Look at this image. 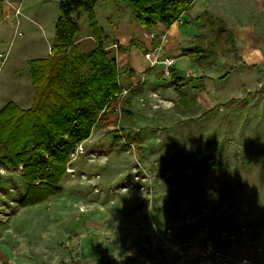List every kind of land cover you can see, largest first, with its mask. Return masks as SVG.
Segmentation results:
<instances>
[{"label":"rangeland","instance_id":"374dc122","mask_svg":"<svg viewBox=\"0 0 264 264\" xmlns=\"http://www.w3.org/2000/svg\"><path fill=\"white\" fill-rule=\"evenodd\" d=\"M221 1L252 6L236 16L223 4L219 13L238 53L223 42L208 62L184 69L183 91L166 72L178 69L176 55L149 61L131 113L123 115L121 101L118 125L96 126L76 145L60 194L23 207L27 182L0 166V264H97L147 251H155L147 264H264V1ZM59 2L0 0V109L10 100L32 105L28 59L51 52ZM96 12L125 73L133 47L122 52L116 41L128 45L132 36L129 6L100 0ZM75 18L80 47L90 51L96 40L87 14ZM207 35L216 33L207 27ZM149 50L140 53L158 52Z\"/></svg>","mask_w":264,"mask_h":264},{"label":"trees","instance_id":"16d2710c","mask_svg":"<svg viewBox=\"0 0 264 264\" xmlns=\"http://www.w3.org/2000/svg\"><path fill=\"white\" fill-rule=\"evenodd\" d=\"M100 0H60L55 22V38L51 52L45 57L28 59L32 84L35 88L30 107L22 108L10 100L0 109V166L20 174L27 189L20 204L28 207L43 203L62 192L61 185L76 145L88 139L93 128L118 125L122 117L118 106L122 101L123 115L131 113L130 105L137 88L124 95L121 70L117 58L110 55L103 26L96 6ZM129 6L131 18L151 31L158 23L169 27L190 10L195 0H115ZM87 14L96 46L90 51L80 47L79 24L76 13ZM210 14V13H209ZM208 15L203 12L190 23L198 24ZM216 22L217 35L207 46H192L185 51L199 63L218 53L223 42L238 53L235 36L220 18L207 16ZM187 24V22H186ZM119 50L144 43L132 36L127 46L117 42ZM171 82L181 91L179 74L170 71ZM115 129L121 130L116 127ZM127 145L135 140L122 131ZM155 251H147L140 259L128 256L124 261L115 257H101L97 264H147Z\"/></svg>","mask_w":264,"mask_h":264},{"label":"crops","instance_id":"0c3cea01","mask_svg":"<svg viewBox=\"0 0 264 264\" xmlns=\"http://www.w3.org/2000/svg\"><path fill=\"white\" fill-rule=\"evenodd\" d=\"M216 1H218V0H195L194 4L190 8V10L188 12L184 13L182 15V17L179 20H177L175 23H173L171 26L167 27L162 23H158L156 26H154L152 28L151 31L146 30L144 27L142 28L141 25H139L134 19H132V20H130V25L132 27L131 34H132V36H135L136 38L139 37V39L137 38V40L139 42L144 43L147 50L156 47V49L158 51L157 53H155L151 50L153 53L152 56L154 58H157L159 56L162 57L163 54H168L167 56L176 55V60L174 62V65L178 68L176 70L178 71V74L180 76L179 79L180 78L184 79V77L182 75L183 74L185 75V72H184L185 70L196 69L197 65H202L203 63L208 62L210 60V58L212 57L211 56L207 61H205L203 63H199L197 60H195L190 54H188L185 51L186 49H188L192 46H204L205 47V46H207L208 42L210 40L214 39V37L217 35V31H216L215 26L213 24H211L209 21H207V16L212 15L214 17L219 18L220 10H222V9L225 10V7H226L227 14L229 12H231L230 14L236 15V16H237V14H240V12H242V14H248L249 12H251L252 6L250 9H247L249 7L248 6L246 7V5L238 6L237 4H231V3L226 4V3H223L222 1H221V3L218 2V4H217ZM254 1L257 4H260L264 0H254ZM223 4L225 5V7ZM222 7H224V8H222ZM204 11L207 12L208 15H206L200 23H198V24L190 23V20H193L196 17L200 16ZM224 19H226V18H224ZM132 21H135L138 26H135V27L132 26ZM248 21L251 24L252 28H251V30L248 29L247 31L255 33L256 29H255L253 21H250V20H248ZM186 22H187V24H186ZM226 24H227V27L234 34L235 44H236V40H237L236 35H235L233 29L229 27L228 22H226ZM189 25H198L199 29L197 31H195V33L189 32L187 30ZM207 27H209L212 31H215L216 35L214 37L207 35ZM150 32L156 33V39H154V37L150 36ZM164 34H166L167 41L169 43L168 46L166 45L167 44L166 40L161 41V39H160V37L164 36ZM186 35H190V36H186ZM132 36H130V38L128 40V44H129V41H130ZM247 38H249V37L247 36ZM186 39H188L187 40L188 42L192 41V39H194V40L197 39L200 42H198V43L192 42L189 45H185ZM154 43H155V45H154ZM121 44H123V43H121ZM164 45L167 46V49H165V50L163 48ZM223 45L224 44H222V46ZM227 45L230 46L229 44H226V47H228ZM236 46H237V44H236ZM132 47H133V49L130 52ZM237 48H238V46H237ZM142 49H143L142 47H137V46L133 45L131 47H128V49H126L124 51L121 50L122 52H126V53H127V51H129L131 54V58L128 59L130 62L127 63V70L128 71H126L125 73H122L121 78H120L124 82V84H123V82L121 81L123 84L124 90H127L125 95H127L128 92L131 91L133 86H135L137 88V93H138L139 90H141V88H143L145 85V79H143L141 81V79L143 77L142 68H144V66L149 61H152V59L150 60L148 58L149 59L148 60L147 58H144V56H142V54L140 53V50H142ZM169 49L172 51L169 52ZM229 50H231V49L229 48ZM149 52H150V50H149ZM152 70H153L152 66L147 68V72L149 74H151L153 72ZM157 74L159 75V73H157ZM179 79H178V81H179ZM183 85H184V83H183ZM126 87H130V89H126ZM181 89H182L181 91H183V86H181ZM142 104H144V102ZM129 106L130 105L126 106V108L128 110H129V108H128Z\"/></svg>","mask_w":264,"mask_h":264},{"label":"built area","instance_id":"2783aa9c","mask_svg":"<svg viewBox=\"0 0 264 264\" xmlns=\"http://www.w3.org/2000/svg\"><path fill=\"white\" fill-rule=\"evenodd\" d=\"M149 55V54H148ZM167 63H168V65H170V64H172V62H174V60L173 59H169V58H167ZM166 72L167 73H170V70L168 69V67L166 68ZM127 92V90H124V95H125V93ZM119 105H121V104H119Z\"/></svg>","mask_w":264,"mask_h":264},{"label":"bare ground","instance_id":"6f19581e","mask_svg":"<svg viewBox=\"0 0 264 264\" xmlns=\"http://www.w3.org/2000/svg\"><path fill=\"white\" fill-rule=\"evenodd\" d=\"M147 56V58H149L150 60L152 59V61H154V57L152 56V54H149V55H146Z\"/></svg>","mask_w":264,"mask_h":264}]
</instances>
